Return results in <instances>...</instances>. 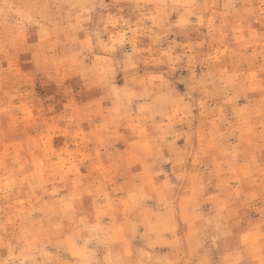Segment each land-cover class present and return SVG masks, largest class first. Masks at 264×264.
<instances>
[{"label":"clouds","instance_id":"9594fccd","mask_svg":"<svg viewBox=\"0 0 264 264\" xmlns=\"http://www.w3.org/2000/svg\"><path fill=\"white\" fill-rule=\"evenodd\" d=\"M0 264H264V0H0Z\"/></svg>","mask_w":264,"mask_h":264}]
</instances>
